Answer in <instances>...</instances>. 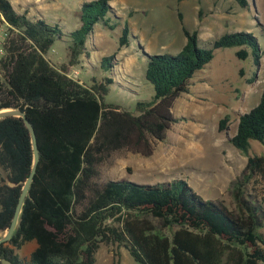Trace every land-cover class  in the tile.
<instances>
[{"label":"trees","instance_id":"obj_1","mask_svg":"<svg viewBox=\"0 0 264 264\" xmlns=\"http://www.w3.org/2000/svg\"><path fill=\"white\" fill-rule=\"evenodd\" d=\"M110 1L83 2L81 27L66 31L44 17L31 19L27 12H18L10 0H0V27L8 30L0 58V109L26 112L40 150L21 226L0 245V258L14 264H97L102 244H111L125 247L139 264H264V208L244 189L246 182L264 173V156L249 157L243 180L236 184L237 210L204 199L185 180L140 184L104 177L105 169L125 152L153 155L177 121L174 101L190 91L191 79L214 58V49L249 46L259 63L257 38L246 31L226 33L212 48L200 45L197 33L185 29L188 41L180 52H144L145 76L153 84L154 97L138 101L135 112L126 110L105 102L118 80L115 56L101 59V68L108 72L102 78L93 75L90 84L70 74L83 56L89 59L87 43L96 23L103 21L110 29L120 23ZM237 1L249 5L248 0ZM65 35L72 38L68 59L56 64L47 54ZM129 35L125 24L119 37L122 47L129 45ZM237 54L247 58L249 50ZM229 120L221 119L220 128ZM229 139L244 151L253 139L264 143V86L257 105L239 115ZM33 160L24 120L1 119L0 229L10 226L22 189L21 184L9 186L7 179L24 182ZM31 241L36 248L20 257L16 250ZM119 255L116 250V264Z\"/></svg>","mask_w":264,"mask_h":264},{"label":"rangeland","instance_id":"obj_2","mask_svg":"<svg viewBox=\"0 0 264 264\" xmlns=\"http://www.w3.org/2000/svg\"><path fill=\"white\" fill-rule=\"evenodd\" d=\"M11 1L16 10L29 9L31 19L41 14L48 22L73 31L82 25V3L92 0ZM248 1L247 7H242L237 0L110 1L121 17L120 23L114 29L103 21L96 23L87 43L89 59L83 56L81 63L70 73L90 84L93 75L102 78L108 72L101 68V59L115 56L118 63L113 72L118 80L111 85L105 98L108 104H119L135 112L138 101L152 100L154 87L145 76L147 57L144 52H180L188 41L185 29L197 33L200 45L212 48L214 41L223 34L250 32L257 38L262 56L257 63L254 49L249 46L214 49V58L191 79L190 91L174 101L173 113L177 121L172 123L166 138L158 142L153 155L123 153L105 169L106 179L140 184L185 180L204 199L237 210L234 193L248 159L264 156V143L258 140H251L248 151H244L236 148L229 139L236 132L239 115L257 105L264 86V0ZM112 18L116 20L115 16ZM125 24L130 28V43L122 47L119 37ZM5 30L6 26L0 27L1 40ZM71 41L69 35L58 39L47 57L56 64L67 61ZM242 48L249 50L247 58L238 56ZM226 116L230 120L227 127L221 129L220 121ZM244 189L247 197L258 200L264 208V173L246 182ZM150 219L162 228L161 221ZM30 246L27 243L22 249L26 257ZM116 250L120 252V264H139L126 248L111 244H102L97 253V264H116Z\"/></svg>","mask_w":264,"mask_h":264},{"label":"water","instance_id":"obj_3","mask_svg":"<svg viewBox=\"0 0 264 264\" xmlns=\"http://www.w3.org/2000/svg\"><path fill=\"white\" fill-rule=\"evenodd\" d=\"M6 117H21L27 128L29 129L32 144H33V153H34V160H33V166L31 168L30 174L27 177V179L24 182H14L10 179H7V184L11 187H16L18 185H22L21 194L16 206V210L14 213V216L12 218V222L10 226L7 229H0V245L8 240L11 239V237L15 234V232L18 230V228L21 226V220H22V210L23 205L28 196H30V187L34 179V175L37 170V165L40 159V150L38 146L37 136L35 129L30 122V120L27 118L26 112L20 108L15 107H6L0 109V120ZM0 264H14L12 260L3 257L0 258Z\"/></svg>","mask_w":264,"mask_h":264},{"label":"crops","instance_id":"obj_4","mask_svg":"<svg viewBox=\"0 0 264 264\" xmlns=\"http://www.w3.org/2000/svg\"><path fill=\"white\" fill-rule=\"evenodd\" d=\"M11 1V0H10ZM12 3V1H11ZM23 3V2H22ZM13 4V3H12ZM14 7V5H13ZM15 8V7H14ZM18 12L20 13H23V12H27L28 16H30V13L31 11L29 9H26V7H22L21 11L20 10H17ZM40 17H43V15H39ZM81 80V79H80ZM83 81V80H82ZM27 243H30V248L28 249V254L30 255V253L36 248V245L37 243L35 241H31V242H27ZM27 243H25L20 249H17L16 252L19 254L20 257L22 258H26V256L22 253V249H24L25 245H27ZM125 248V247H122V249ZM122 251V250H121ZM28 257V256H27Z\"/></svg>","mask_w":264,"mask_h":264},{"label":"built area","instance_id":"obj_5","mask_svg":"<svg viewBox=\"0 0 264 264\" xmlns=\"http://www.w3.org/2000/svg\"><path fill=\"white\" fill-rule=\"evenodd\" d=\"M5 26V25H4ZM2 27V26H1ZM7 36H8V30H7V28H6V30L4 31V37H3V39L1 40L0 39V52L2 53V55H3V53H4V51H3V43H4V41H5V39L7 38ZM1 58V57H0Z\"/></svg>","mask_w":264,"mask_h":264}]
</instances>
